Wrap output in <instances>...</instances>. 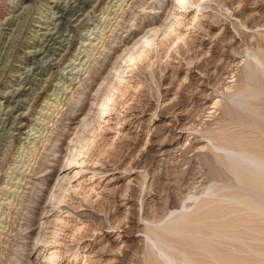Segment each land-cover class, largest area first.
<instances>
[{
  "label": "rangeland",
  "instance_id": "obj_1",
  "mask_svg": "<svg viewBox=\"0 0 264 264\" xmlns=\"http://www.w3.org/2000/svg\"><path fill=\"white\" fill-rule=\"evenodd\" d=\"M187 2L0 0V264H264V0Z\"/></svg>",
  "mask_w": 264,
  "mask_h": 264
},
{
  "label": "bare ground",
  "instance_id": "obj_2",
  "mask_svg": "<svg viewBox=\"0 0 264 264\" xmlns=\"http://www.w3.org/2000/svg\"><path fill=\"white\" fill-rule=\"evenodd\" d=\"M71 1L73 2V0H71ZM117 1H118V0H117ZM127 1H128V0H127ZM174 1H175V4H178V3L181 4V2H182V0H174ZM187 1H188V0H187ZM187 1H186L185 3H183V4H181L180 7H183V8L186 7L185 10H187V9L189 8V3H190V2H187ZM101 2H102V1H101ZM124 2H125V1H124ZM110 3H111V2H110ZM117 4H118V2H117ZM71 5H72V4H71ZM74 5H75V4H74ZM122 5H123V4H122ZM105 6H106V5H105ZM207 6H208V5H207ZM10 7H11V6H10ZM109 7H110V6H109ZM24 8H25V7H24ZM117 9H118V8H117ZM15 10H16V9H15ZM107 10H108V9H107ZM183 10H184V9H183ZM95 11H96V10H95ZM16 12H18V11H16ZM27 12H28V11H27ZM91 12H92V11H91ZM114 12H115V10H114ZM59 13H60V12H59ZM102 13H103V12H102ZM102 13H101V14H102ZM109 13H110V12H108L107 14H109ZM93 14H95V13H93ZM107 14H105V15H107ZM114 14H116V13H114ZM20 15H21V14H20ZM20 15H19V16H20ZM105 15H104L103 17H105ZM92 16H93V15H92ZM108 16L110 17V15H108ZM12 17H13V16H12ZM60 17H61V16H59V18H60ZM62 17H63V16H62ZM83 17H84V16H83ZM87 17H88V16H87ZM103 17H102V19H103ZM111 17H112V15H111ZM113 17H114V15H113ZM23 18H24V17H23ZM97 18H98V17H97ZM156 18H157V17H156ZM68 19H69V18H68ZM91 19H92V18H91ZM106 19H107V18H106ZM79 20H80V19H79ZM79 20H78V21H79ZM87 20H88V19H87ZM89 20H90V19H89ZM109 20H110V19H109ZM112 20H113V19H112ZM116 20H117V19H116ZM12 21H13V20H12ZM61 21H62V18H61ZM71 21H72V20H71ZM82 21H83V20H82ZM82 21H81V22H82ZM100 21H101V20H100ZM103 21H104V19H103ZM110 21H111V20H110ZM107 22H108V21H107ZM99 23H101V22H99ZM103 23L106 24L105 22H103ZM115 23H116V22H115ZM79 24H80V23H79ZM101 24H102V23H101ZM104 24H103V25H104ZM132 24H133V23H132ZM22 25H23V24H22ZM55 26H56V25H55ZM96 26H97V25H96ZM98 26H99V25H98ZM105 26H107V25H105ZM42 28H43V27H42ZM54 28H55V27H54ZM74 28H75V26H74ZM74 28H73V29H74ZM104 28H105V27H104ZM52 29H53V28H52ZM52 29H51V30H52ZM71 29H72V28H71ZM59 30H60V29H59ZM96 30H97V29H96ZM130 30H131V29H130ZM15 31H16V30H15ZM47 31H48V30H47ZM53 31L55 32V29H54ZM92 31H93V30H92ZM101 31H102V30H101ZM126 31H127V30H126ZM141 31H142V30H141ZM50 32H51V31H50ZM78 32H79V31H78ZM98 32H99V31H98ZM72 33H73V32H72ZM50 34H51V33H50ZM61 34H62V33H61ZM95 34H96V33H95ZM97 34H98V33H97ZM103 34H104V33H103ZM12 35H13V34H12ZM53 35H54V34H53ZM59 35H60V34H59ZM92 35H93V34H92ZM99 35H100V34H99ZM101 35H102V34H101ZM0 36H1V35H0ZM16 36H17V35H16ZM95 36H96V35H95ZM95 36H94V37H95ZM5 37H6V35H5ZM51 37H52V36H51ZM97 37H98V35H97ZM97 37H96V38H97ZM124 37H125V36H124ZM10 38H11V37H10ZM46 38H47V37H46ZM46 38H45V39H46ZM57 38H58V37H57ZM61 38H62V37H61ZM91 38H93V37H91ZM91 38H90V39H91ZM96 38H95V40H96ZM126 38H127V37H126ZM126 38H125V39H126ZM54 39H55V38H54ZM88 39H89V38H88ZM99 39H100V38H99ZM99 39H98V40H99ZM15 40H16V39H15ZM55 40H56V39H55ZM123 40H124V39H123ZM3 41H4V40H3ZM69 41H70V40H69ZM83 41H84V40H83ZM92 41H93V40H92ZM129 41H130V40H129ZM147 41H148V40H147ZM5 42H6V41H5ZM36 42H37V41H36ZM40 42H41V41H40ZM40 42H39V43H40ZM90 42H91V41H90ZM126 42H128V41H126ZM262 42H263V41H262ZM34 43H35V42H34ZM69 43H70V42H69ZM83 43H84V42H83ZM121 43H122V42H121ZM3 44H4V43H3ZM84 44H85V43H84ZM89 44H90V43H89ZM93 44H94V43H93ZM95 44H96V43H95ZM125 44H126V43H125ZM125 44H122V45H125ZM43 45H44V44H43ZM82 45H83V44H82ZM87 45H88V44H87ZM96 45H97V44H96ZM100 45H101V44H100ZM118 46H119V45H118ZM125 46H126V45H125ZM8 47H9V46H8ZM12 47H14V46H12ZM30 47H31V46H30ZM83 47H84V46H83ZM90 47H91V46H90ZM0 48H1V47H0ZM5 48H6V47H5ZM45 48L48 50V46H47V45L45 46ZM49 48H50V47H49ZM85 48H86V47H85ZM85 48H84V49H85ZM95 48H96V46H95ZM95 48H94V50H95ZM40 49H41V48H40ZM46 49H45L44 51H47ZM87 49H88V48H87ZM3 50H4V48H3ZM31 51H32V50H31ZM33 51H34V50H33ZM39 51H40V50H39ZM44 51H43V52H44ZM66 51H67V50H66ZM92 51H93V50H92ZM0 53H1V52H0ZM2 53H3V51H2ZM4 53H5V52H4ZM35 54H36V52H35ZM88 54H89V53H88ZM4 56H6V55H4ZM121 56H122V55H121ZM234 56H235V55H234ZM50 57H51V56H50ZM117 57H119V56H117ZM117 57H116V58H117ZM68 58H69V57H68ZM84 58H85V57H84ZM61 59H62V58H61ZM235 59H236V58H235ZM7 60H8V59H7ZM68 60H69V59H68ZM85 60H86V59H85ZM2 62H3V61H2ZM6 62H7V61H6ZM0 63H1V62H0ZM80 63H81V62H80ZM80 63H79V64H80ZM117 63H119V62H117ZM120 63H121V62H120ZM81 64H82V63H81ZM81 64H80V65H81ZM113 64H114V62H113ZM115 64H116V63H115ZM5 65H6V64H5ZM72 65H73V64H72ZM1 66H2V65H1ZM115 66H116V65H115ZM76 68H77V67H76ZM78 70H79V69H78ZM80 70H81V69H80ZM2 72H3V71H2ZM77 72H78V71H77ZM71 76H72V75H71ZM79 76H80V74H79ZM27 77H28V76H27ZM72 77H73V76H72ZM76 77H78V76H76ZM64 78H65V77H64ZM256 78H257V77H256ZM70 79H71V78H70ZM72 80H73V79H72ZM44 81H45V79H44ZM22 82H24V81H22ZM73 83H74V82H73ZM81 83H82V82H81ZM25 84H26V83H25ZM254 84H255V83H254ZM57 85H58V84H57ZM16 88H17V87H16ZM18 88H19V87H18ZM20 88H21V87H20ZM60 88H61V87H60ZM100 88H101V87H100ZM44 90H45V89H44ZM83 90H84V89H83ZM39 91H40V90H39ZM43 92H44V91H43ZM69 92H70V91H69ZM49 93H50V92H49ZM98 93H99V92H98ZM36 96H37V95H36ZM38 96H39V95H38ZM60 99H61V98H60ZM44 100H45V99H44ZM46 103H47V102H46ZM30 104H31V103H30ZM41 105H42V104H41ZM30 106H31V105H30ZM54 106H55V105H54ZM8 109H9V108H8ZM29 109H30V108H29ZM55 109H56V108H55ZM51 110H52V109H51ZM58 110H59V108H58ZM0 113H1V112H0ZM45 114H46V113H45ZM49 114H50V113H49ZM90 114H91V113H90ZM32 115H33V114H32ZM46 115H47V114H46ZM51 115H52V114H51ZM75 115H76V114H75ZM47 116H48V115H47ZM52 116H53V115H52ZM35 118H36V117H35ZM76 118H77V117H76ZM35 121H36V120H35ZM38 122H39V121H38ZM39 123H40V122H39ZM22 124H23V123H22ZM45 125H46V124H45ZM19 126H20V125H19ZM47 126H48V125H47ZM67 126H68V125H67ZM42 127H43V126H42ZM19 128H20V127H19ZM40 128H41V127H40ZM2 131H3V130H2ZM37 131H38V130H37ZM30 133H31V132H30ZM38 134H39V133H38ZM35 135H36V134H35ZM21 137H22V136H21ZM37 141H38V140H37ZM67 163H69V162H67ZM60 167H61V169H63V170H66V169L70 168L69 166H65V167H63V168H62V166H60ZM57 168H58V167H57ZM55 170H56V169H55ZM59 170H60V169H59ZM59 170H58V173H59ZM53 172H54V171H53ZM56 172H57V171H56ZM257 173H258V172H257ZM17 183H18V182H17ZM46 226H47V225H46ZM46 226H45V227H46ZM174 227H175V226H174ZM35 229H36V228H35ZM32 230H33V229H32ZM197 231H198V230H197ZM191 235H192V234H191ZM190 239H191V238H190ZM192 239H193V238H192ZM196 241H197V240H196ZM199 242H200V241H199ZM211 247H212V246H211ZM34 248L36 249L37 247L35 246ZM154 258H155V257H154ZM167 260H168V259H167ZM160 261H161V260H160ZM157 262H158V261H157ZM171 262H172V261H171ZM171 262H169V263H171ZM230 262H232V261H230ZM174 263H175V262H174ZM228 263H229V262H228ZM232 264H233V262H232Z\"/></svg>",
  "mask_w": 264,
  "mask_h": 264
}]
</instances>
